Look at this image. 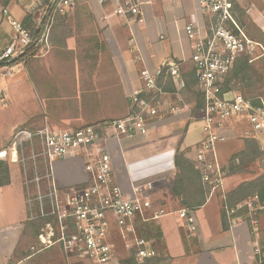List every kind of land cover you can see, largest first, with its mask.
Wrapping results in <instances>:
<instances>
[{
  "label": "crops",
  "instance_id": "crops-1",
  "mask_svg": "<svg viewBox=\"0 0 264 264\" xmlns=\"http://www.w3.org/2000/svg\"><path fill=\"white\" fill-rule=\"evenodd\" d=\"M123 1L74 0L66 12L56 15L50 48L47 52L39 49L41 55L49 54L50 60L32 64L39 68L40 106L19 124L15 123L12 134L18 125L46 127L55 132L71 131L124 116L130 110L133 92L143 85V69L153 71L167 60L179 61L186 69L193 66L194 39L188 36L185 28L191 23L204 24L199 0H137L139 14L128 17L115 13ZM240 1L244 2L246 13L261 28L264 27V0ZM36 4L37 0H0V38H4V42L0 39V52L9 44L8 41L5 46L7 39L11 41L10 19L23 22L27 13L35 10ZM65 49L87 52L86 59L62 60L60 56ZM105 52L110 61L94 62L93 54ZM184 98L187 104L194 106L187 99V93ZM192 109L186 107L179 112L163 114L145 135H112L106 141L114 179L121 189L130 197L140 200L147 197L155 207L166 211L155 220L161 240L152 242V245L158 256L149 258L146 263L122 256L121 264H256L259 258L249 225L244 221L230 224L223 210V196L227 195L231 203L229 196L254 179L250 172H227L223 188L210 198L206 192V201L199 206L189 207L184 203L187 200L184 194L178 196L174 191L179 174L175 164L177 150L195 163L196 148L203 136L200 114L193 117ZM221 132L227 140L218 145L217 154L225 166L235 154L246 148L247 139H255L259 147L264 140V129L256 132L243 117L229 120ZM248 132L260 138L249 137ZM90 158L89 154L79 152L55 160L51 170L56 187L86 186L92 177ZM22 172V176L17 177L10 172L7 185L16 183V190L12 192L22 196V191L26 193L24 203L28 210L27 200L32 188L26 184ZM197 182L200 184L202 179L197 177ZM199 192L193 188L188 195L196 200L200 198ZM2 194L0 192V197ZM16 208L19 209L20 205ZM183 209L192 211L195 218L190 237L186 236L190 225L179 215ZM258 220L261 236L256 241L262 250L264 211ZM39 227L37 221L28 225L22 222L0 224V264H18L31 257L29 247L35 241ZM24 254L26 256L20 258ZM46 255L49 260L55 256Z\"/></svg>",
  "mask_w": 264,
  "mask_h": 264
},
{
  "label": "built area",
  "instance_id": "built-area-1",
  "mask_svg": "<svg viewBox=\"0 0 264 264\" xmlns=\"http://www.w3.org/2000/svg\"><path fill=\"white\" fill-rule=\"evenodd\" d=\"M238 1L199 0L204 24L191 23L185 28L194 39L192 67L204 96V107L199 110L203 136L196 148L195 163L208 198L223 188L227 174L217 154L218 145L227 140L221 132L223 126L233 118L243 117L256 132L264 129V98L254 104L241 93L222 90L224 77L240 57L264 55V45L251 38L234 16V5ZM73 4L74 0H37L38 14L33 30L21 21L10 19L11 41L0 52V64H5L8 75H13L21 64L16 60L25 56L32 44L44 52L49 50L56 15L66 12ZM115 13L124 17L139 14L137 0H124ZM261 29L264 32V27ZM141 76L143 85L133 92L126 115L71 131L18 126L9 147L0 151V155L10 158V163L22 165L26 184L32 188L27 200L29 218L39 222L40 227L29 247L30 256L59 247L94 264H121L114 235L120 232L130 240L138 219L156 220L166 214L164 208L155 207L147 197L143 200L130 197L121 189L114 179L112 158L106 146L109 136L145 135L163 114L194 108L185 102L187 83L181 62L164 61L153 71L143 69ZM171 84L173 90L169 89ZM246 135L260 138L250 132ZM260 149L264 151V140ZM79 152L91 156L89 183L81 188H57L52 179V164ZM223 198V210L230 224L244 221L249 225L257 244L256 254L262 261L264 254L256 240L261 236L258 218L264 211V200L253 194L239 205H233L227 195ZM179 215L189 223L186 236L190 237L195 222L193 212L183 209ZM133 242L137 262L146 263L149 258L158 256L152 241L135 238ZM127 246L133 248L134 244L129 241Z\"/></svg>",
  "mask_w": 264,
  "mask_h": 264
},
{
  "label": "rangeland",
  "instance_id": "rangeland-1",
  "mask_svg": "<svg viewBox=\"0 0 264 264\" xmlns=\"http://www.w3.org/2000/svg\"><path fill=\"white\" fill-rule=\"evenodd\" d=\"M238 3L242 8L244 7V2L239 0ZM234 16L236 17L238 23L240 24L237 18V16H239V11L236 10L235 8H234ZM248 17L251 20H253V18L250 15H248ZM254 23L259 28H261L258 25V23H256L255 21ZM0 39H2L3 41L4 38L1 37ZM8 41L10 43V38L7 39L5 46L7 45ZM41 52L42 51L38 49L33 55H39V56L27 55L23 57V59L20 60L21 64L17 66L12 76L6 73L7 68L5 67V64H0V151L7 149L9 147L14 124L15 123L19 124L23 118L25 119L30 114L35 113L37 111V108L40 106L38 99L39 85H38V76H37L39 72V68L36 66L33 67L32 64L35 62H48L50 60L49 54L41 55ZM86 53L75 52L69 49H65L62 51L60 57L62 60L75 62L82 59H86L85 58L87 56ZM93 55L90 56L95 57L94 62L103 61V63H105L111 60L109 54H107L106 52L102 54L95 53ZM251 59H254L253 62L254 72H255L254 79L257 81V86H261V85L264 86V74L260 73L261 68L264 66L263 64L264 56L258 59L257 56H252ZM187 99L191 101L192 104H194L195 106L196 98L194 96H191L189 93H187ZM18 126H22V125H18ZM23 126H29V125L25 124ZM5 157L8 160L11 174L14 176L16 175L22 176L23 174L22 165L10 163V158L7 155ZM228 166H225L227 172H228ZM243 171L250 172L254 178L260 175L262 172H264V155H262V157L259 158L257 161L251 163L248 166H245ZM15 185L16 183L14 185H9V186L7 184H4L0 187V192H3V194L0 197V224L2 225L13 222H20V223L22 222L25 225L31 223L29 218V212L27 210V205L24 203L26 199V193L24 194V192L22 191L23 193L22 196L20 194L17 195L16 193L12 192V190L16 188ZM17 205H20L19 209L16 208ZM15 217L17 218L14 219ZM151 221L156 222L153 219H149L147 221L146 220L144 221L143 219H138L137 221L138 224L136 227L135 234L132 235L130 240L125 239L120 232H117L114 235L116 247L119 253V260L121 259L122 256H125V258H129L130 260L136 261L135 253L137 250H136L135 242H133L135 238L144 241L150 240L152 242H155L157 240L154 237L149 238V234H151L149 222ZM129 241H131L134 244L133 248L127 246V242ZM28 253L30 254V252ZM48 253L54 254L55 256L51 260H49L46 257L47 256L46 254ZM25 256L26 254L20 256V258H24ZM17 257L18 256H16L15 258ZM18 264H94V263H92L91 260L89 259H82L74 254H68L64 251H61L60 249H58V247H54L50 250L48 249V251H43L29 258H25L21 260Z\"/></svg>",
  "mask_w": 264,
  "mask_h": 264
},
{
  "label": "trees",
  "instance_id": "trees-1",
  "mask_svg": "<svg viewBox=\"0 0 264 264\" xmlns=\"http://www.w3.org/2000/svg\"><path fill=\"white\" fill-rule=\"evenodd\" d=\"M234 8L239 11V16H237V18L240 24L245 28L247 34L264 45L263 30L248 17L245 9L242 8L238 2H235ZM37 14V10L27 13L23 21L26 28L31 30L34 29V18ZM35 32L38 33L39 30H36ZM38 49V46L32 44L31 47L28 48L25 56L33 55ZM23 57L18 58L16 62L23 59ZM251 58L252 56L248 55L240 57L235 62L232 70L226 74L221 85L224 92L234 91L241 93L246 98L252 99L253 103L256 104L260 102V98H264V90H262L264 89V86H257V81L254 79V60L251 61ZM183 71L187 83L186 93H189L191 96L196 98L195 106L192 109V116L195 117L198 115L199 110L204 107V96L198 88V81L195 76L194 68H183ZM260 73L264 74V66L261 68ZM169 89L173 90L172 84L169 85ZM262 155H264V151L260 149L256 140L253 138L247 139L246 148L231 158L228 166V172L243 171L245 166L257 161L262 157ZM175 164L179 168V174L174 183L175 193L178 196L184 194L185 198H187V200H184V203H186L189 207L202 205L206 201L207 189L202 182L200 184L197 182V177H200L201 179L200 170L196 168V164L194 162L187 159L184 153L179 150H177L175 154ZM194 180H196L195 186L193 183ZM9 181L10 166L8 160L5 156L0 155V186L9 183ZM193 188H195L196 192L200 191V198L196 200H193L192 197L188 195L192 192ZM253 194H258L260 198L264 200V172L246 184L241 185L233 192L232 196H229V199L231 204L239 205L243 200ZM189 197L191 199H189ZM137 224L138 222L136 223V227ZM149 225L151 232V234H149V238L154 237L160 241L161 234L156 223L151 221L149 222ZM262 252L264 253V247L262 248ZM256 264H264V256L262 261L258 258Z\"/></svg>",
  "mask_w": 264,
  "mask_h": 264
}]
</instances>
